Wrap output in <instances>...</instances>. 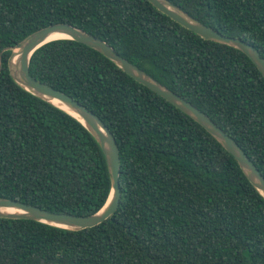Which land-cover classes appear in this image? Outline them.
Wrapping results in <instances>:
<instances>
[{
	"label": "trees",
	"instance_id": "16d2710c",
	"mask_svg": "<svg viewBox=\"0 0 264 264\" xmlns=\"http://www.w3.org/2000/svg\"><path fill=\"white\" fill-rule=\"evenodd\" d=\"M264 59V0H169ZM67 23L110 45L231 137L264 178V78L147 0H0V198L86 216L106 202L103 153L75 118L10 77V48ZM30 75L96 114L120 160L117 211L72 231L0 218V264H264V197L199 124L73 40L38 48Z\"/></svg>",
	"mask_w": 264,
	"mask_h": 264
},
{
	"label": "water",
	"instance_id": "95a60500",
	"mask_svg": "<svg viewBox=\"0 0 264 264\" xmlns=\"http://www.w3.org/2000/svg\"><path fill=\"white\" fill-rule=\"evenodd\" d=\"M147 1L156 10L185 29L195 33L200 38L239 50L249 58L264 78V59L249 43L240 38L222 35L218 31L192 17L169 0ZM56 34L66 35L67 38L51 40L50 38ZM55 40H73L99 52L134 81L154 92L199 124L234 158L250 184L264 197V178L259 170L237 143L208 116L190 102L163 86L146 72L121 57L105 41L71 24L58 23L36 30L10 48L11 53L7 60L8 72L11 79L18 86L31 95L52 104L77 119L88 130L103 153L111 180V190L104 205L97 212L86 216L52 213L15 200L0 198V218L32 220L58 228L79 231L98 226L105 222V220L110 218L119 207L121 197L119 187V149L107 126L96 114L72 97L53 89L30 75L29 61L32 54L44 44ZM53 100L59 102L64 108L52 103L51 101Z\"/></svg>",
	"mask_w": 264,
	"mask_h": 264
},
{
	"label": "bare ground",
	"instance_id": "6f19581e",
	"mask_svg": "<svg viewBox=\"0 0 264 264\" xmlns=\"http://www.w3.org/2000/svg\"><path fill=\"white\" fill-rule=\"evenodd\" d=\"M62 38H67V36L63 35V34H56V35H53L50 39L52 40V39H62ZM51 102L54 103L55 105L59 106V107L64 108L59 102H57L55 100H53Z\"/></svg>",
	"mask_w": 264,
	"mask_h": 264
}]
</instances>
